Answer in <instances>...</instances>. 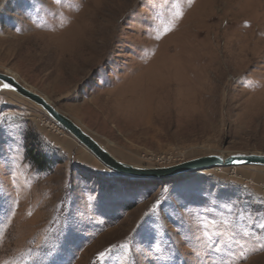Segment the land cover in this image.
Segmentation results:
<instances>
[{
    "label": "rangeland",
    "instance_id": "obj_1",
    "mask_svg": "<svg viewBox=\"0 0 264 264\" xmlns=\"http://www.w3.org/2000/svg\"><path fill=\"white\" fill-rule=\"evenodd\" d=\"M173 3L183 16L155 39L157 15L166 22ZM0 73L126 164L264 154V0H0ZM0 112L13 117L0 121V262L125 264L120 252L97 255L130 237L136 264H165L171 253L176 264H213L203 232L264 231L246 223L264 213V167L130 178L17 93L0 91ZM27 149L50 166L37 168ZM245 264H264V252Z\"/></svg>",
    "mask_w": 264,
    "mask_h": 264
},
{
    "label": "snow or ice",
    "instance_id": "obj_2",
    "mask_svg": "<svg viewBox=\"0 0 264 264\" xmlns=\"http://www.w3.org/2000/svg\"><path fill=\"white\" fill-rule=\"evenodd\" d=\"M57 4L61 2V0H55ZM193 0H187V4L191 6ZM183 16V12L181 10V6L179 3H173L172 9L170 12V16L165 22L163 17L157 15V19H159L162 23V30L157 29L155 39H160L161 36L166 33L172 31L177 23ZM67 23L66 20H61L58 26L63 27L64 24ZM47 26L45 23L37 20L36 27ZM244 27H248L247 22H245ZM54 30V29H53ZM246 87L254 88L256 87V83L253 81H245L241 80ZM0 90L7 91H16V89L10 84L0 81ZM13 119V117H8L6 113L0 112V121ZM2 130V128H0ZM259 199V198H257ZM15 203V201H13ZM30 214V213H29ZM15 215V208L11 205L9 206L7 212L5 213L7 222L3 224V228L7 229L11 224L12 217ZM241 219H244L241 216ZM223 224L227 225L230 223L228 220H223ZM246 223L248 225H253L261 230H264V213L257 214L256 216H252L249 214V218ZM3 233L0 232V236ZM221 239L223 242V247L221 244L216 243L215 239ZM197 239H201V251H206L209 255L218 254L217 259L213 262V264H245V262L252 255H257L261 252H264V231L260 234L249 233L247 229L241 228L239 230V236L237 232L231 233H223L216 232L214 234H209L207 231L202 233V238L198 237ZM243 241V242H242ZM132 243L130 237H126L123 243H116L110 245L108 248L99 252L97 255V260H110L111 254L113 252L123 253V261L125 264H136L134 257L131 256L129 251V246ZM150 252L155 253V249L149 248ZM176 253H171L167 257H163L162 259L165 261V264H176L175 259L173 258ZM196 255L199 257L200 252H197ZM29 258H33V254L31 252L28 253ZM0 264H16L15 261L4 260L0 262ZM149 264H152L151 260H149Z\"/></svg>",
    "mask_w": 264,
    "mask_h": 264
},
{
    "label": "water",
    "instance_id": "obj_3",
    "mask_svg": "<svg viewBox=\"0 0 264 264\" xmlns=\"http://www.w3.org/2000/svg\"><path fill=\"white\" fill-rule=\"evenodd\" d=\"M0 81L10 83L16 89L15 93L38 105L54 122L76 139L78 143L83 145L105 168L110 169L118 175L137 179H161L176 177L215 166L264 167V154L256 153H238L227 156L211 154L166 167H139L126 164L112 156L107 149L69 117L56 109L45 97L22 85L13 75L0 73Z\"/></svg>",
    "mask_w": 264,
    "mask_h": 264
},
{
    "label": "trees",
    "instance_id": "obj_4",
    "mask_svg": "<svg viewBox=\"0 0 264 264\" xmlns=\"http://www.w3.org/2000/svg\"><path fill=\"white\" fill-rule=\"evenodd\" d=\"M26 157L40 170L47 169L51 164V160L47 156L33 149L26 150Z\"/></svg>",
    "mask_w": 264,
    "mask_h": 264
},
{
    "label": "bare ground",
    "instance_id": "obj_5",
    "mask_svg": "<svg viewBox=\"0 0 264 264\" xmlns=\"http://www.w3.org/2000/svg\"><path fill=\"white\" fill-rule=\"evenodd\" d=\"M30 89V88H29ZM30 90H32V89H30ZM33 91V90H32Z\"/></svg>",
    "mask_w": 264,
    "mask_h": 264
}]
</instances>
